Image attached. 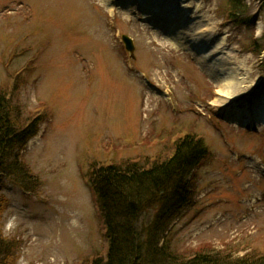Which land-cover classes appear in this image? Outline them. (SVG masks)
<instances>
[{"label": "rangeland", "instance_id": "obj_1", "mask_svg": "<svg viewBox=\"0 0 264 264\" xmlns=\"http://www.w3.org/2000/svg\"><path fill=\"white\" fill-rule=\"evenodd\" d=\"M157 1L185 29L204 28L215 56L231 54L242 86L220 93L209 63L138 1L0 0V86L43 117L23 151L40 186H0L8 200L0 232L20 241L16 264H85L105 254L92 165L170 157L187 133L208 153L172 244L190 255L264 251V51L249 49L264 44V0H244L248 12L235 19L228 0Z\"/></svg>", "mask_w": 264, "mask_h": 264}, {"label": "trees", "instance_id": "obj_2", "mask_svg": "<svg viewBox=\"0 0 264 264\" xmlns=\"http://www.w3.org/2000/svg\"><path fill=\"white\" fill-rule=\"evenodd\" d=\"M228 5L229 19L248 12L244 0H228ZM249 49L261 54L264 44L256 39ZM42 122L40 113L26 114L7 87L0 86V186L7 179L28 192L40 186L23 151ZM207 153L201 137L186 134L176 140L167 158L163 154L143 162L93 164L88 181L108 249L85 264H264V251L253 250L237 258L231 252L200 247L190 255L172 244L173 222L193 200L192 175ZM7 206V198L0 193V217ZM20 248L19 240L0 232V264H16Z\"/></svg>", "mask_w": 264, "mask_h": 264}, {"label": "bare ground", "instance_id": "obj_3", "mask_svg": "<svg viewBox=\"0 0 264 264\" xmlns=\"http://www.w3.org/2000/svg\"><path fill=\"white\" fill-rule=\"evenodd\" d=\"M102 1L108 6L113 2V0ZM131 1H138L147 12L155 13V15L163 17L168 21L166 24L167 28L173 30L171 35L173 40L178 43L182 39H185L190 46L198 51L201 59L206 60L209 63L211 72L214 74L213 76L217 79V82L220 85V93H223L225 90L229 91V89L236 90L242 86V83H240L241 78L237 74L239 69L237 61L231 54L226 52H222L220 56H215L213 52L216 50L217 45L211 46L212 38H210L209 33L204 28L202 29L201 27H198L197 29H192L191 27H188V29H185L187 24L184 23L185 21H183L182 18L178 22L176 16L177 11L175 9L174 11H170L172 10L170 9L171 7H169L168 4L164 7L161 5L160 1L127 0L128 3ZM262 101L264 102V100ZM260 110L261 114L264 115V106H262Z\"/></svg>", "mask_w": 264, "mask_h": 264}, {"label": "water", "instance_id": "obj_4", "mask_svg": "<svg viewBox=\"0 0 264 264\" xmlns=\"http://www.w3.org/2000/svg\"><path fill=\"white\" fill-rule=\"evenodd\" d=\"M123 41L125 43L126 48L130 51L131 56L134 57L135 54V44L134 41L131 37H129L128 35H123Z\"/></svg>", "mask_w": 264, "mask_h": 264}]
</instances>
